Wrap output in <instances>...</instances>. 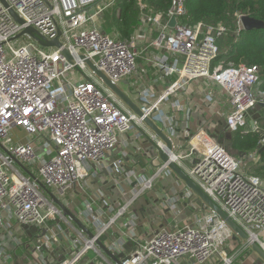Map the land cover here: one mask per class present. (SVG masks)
Returning a JSON list of instances; mask_svg holds the SVG:
<instances>
[{
    "label": "built area",
    "instance_id": "1",
    "mask_svg": "<svg viewBox=\"0 0 264 264\" xmlns=\"http://www.w3.org/2000/svg\"><path fill=\"white\" fill-rule=\"evenodd\" d=\"M4 1L22 23L9 13ZM187 1L170 0L163 13L140 6V25L123 38L102 28L101 16L117 0H0V232L6 233L9 244L0 240V264H13L16 255L33 259L34 264H48L46 253L52 251L57 264H88L81 260L86 251L95 248V240L108 232L141 193L152 188L160 172L170 170L162 163L154 174L135 185L131 199L105 221L88 201L82 211L89 217L94 236L83 239L81 246L79 237L70 240L63 232L57 224L61 211L47 200L40 184L64 196L84 178L86 163L101 162L134 124L150 129L89 69L80 54L117 84L138 71V45L147 39L148 45L165 51L149 60L159 80L172 75L176 78L158 95L149 87L140 89L138 106L159 127L163 125L171 140L175 119L163 113L161 104L185 83L197 80L207 103H226L227 131L260 135L249 156L254 158L264 147V127L260 124L264 109L258 111L257 120L252 118L255 105L264 104V90L257 87L259 66L214 63L220 54L219 41L228 28L222 22L191 21ZM241 15L237 31L242 29ZM172 17L173 26L168 24ZM28 26L47 40L58 37L60 46L44 49L46 46L28 33L16 38ZM142 27L150 35L140 33ZM63 49L68 50L71 60ZM171 106L180 109L178 100ZM15 129L24 133V140L15 135ZM184 132L188 137L185 146L174 145L184 153H173L172 159L184 167V158H196L195 166H187L186 173L250 241L259 243L257 238L264 230L263 179L243 172L242 159L231 155L227 146L206 130ZM148 135L157 146H164L153 131ZM36 145H41L44 157L37 154ZM15 158L31 167L34 175L20 173L14 166ZM115 167L117 170L118 165ZM16 228L20 233L14 231ZM233 235L237 233L211 209L192 225L159 228L120 260L122 264H179L185 259L204 264ZM123 243L120 238L110 249L120 255ZM222 259V264L233 261L231 256Z\"/></svg>",
    "mask_w": 264,
    "mask_h": 264
},
{
    "label": "crops",
    "instance_id": "2",
    "mask_svg": "<svg viewBox=\"0 0 264 264\" xmlns=\"http://www.w3.org/2000/svg\"><path fill=\"white\" fill-rule=\"evenodd\" d=\"M102 17L101 20H103ZM139 31L144 34L147 29L142 27ZM147 34L150 35V33H145L144 35ZM146 40L145 38L142 39L138 45V50H140V55L137 58L138 71L133 76L123 79L121 84L117 83L118 87L137 105H139L140 89L149 87L158 95L176 78L175 75H172L159 80L158 74L149 60L155 55L165 53V51L148 45ZM172 61L169 60L170 63ZM142 69H145L146 72H142ZM128 92L131 93V96ZM175 100H178L180 104V109L178 110H174L171 106V103ZM161 107L166 116L172 115L175 119L176 125L172 137L174 144L181 143V145L185 146L188 138L184 132L185 129H188L190 134L203 129L212 137L214 136L215 139L222 138L227 141V137L224 136L227 130L217 136L211 134L215 129L225 126L224 113L227 105L220 101L214 104L207 103L201 92L199 81L192 80L185 83L182 88L169 95V98L162 102ZM260 112L264 113V111ZM160 126L163 127L162 124ZM150 131L145 126L143 128L134 124L132 129L121 135L118 143L101 162L86 163L84 178L64 196H59L48 187H41L47 200L61 211V215L57 217L59 218L57 224L59 223L63 232L70 237V240L79 237L81 242L79 246H81L83 239L87 238V234L68 216H64L61 207L55 200L60 201L67 210L83 220L89 229L92 227L88 221L89 217H81L82 210L86 209L88 201L93 202V210L98 213L101 221L113 216L119 206L131 199L135 185L142 179L154 174L162 164L158 155L157 144L148 135L152 132ZM15 135L24 140L22 131L15 129ZM36 146L37 150L43 153L41 145ZM240 152V155L246 153L249 160H254L257 163L252 167V172L254 173V168L259 162V151L254 158L249 156L251 151ZM175 153L183 154L184 149L181 148ZM18 162L14 161V166L20 173L29 176L34 175L31 173V167L22 164L19 160ZM113 164L118 165L117 170L116 168L112 169ZM183 168L186 170L187 166ZM108 172L109 174H107ZM112 173L116 175V177L114 176L115 178L110 176ZM210 210L211 208L188 189L171 170H165L157 175L152 188L141 193L130 205L128 211L111 225L108 232L100 237V240L108 248H113L116 242L123 238L124 250L119 256L126 255L136 243L148 239L159 228H173L184 224L192 225L197 217L204 215ZM131 214L135 215L134 218L130 217ZM53 222L55 223V221ZM14 231L20 233L17 228ZM5 235L6 233L0 232V240L8 244ZM258 238L259 243L264 247V230L259 233ZM90 250H93L95 256L85 259L84 262L88 264H115L97 245ZM224 256L233 257L231 264H264L248 246L247 241L238 234L233 235L220 248L218 253L204 264H222ZM19 257L16 255L13 264L35 263L33 259L30 261ZM46 259L48 264H57L56 253L53 251L46 253ZM179 264L196 263L181 259Z\"/></svg>",
    "mask_w": 264,
    "mask_h": 264
},
{
    "label": "trees",
    "instance_id": "3",
    "mask_svg": "<svg viewBox=\"0 0 264 264\" xmlns=\"http://www.w3.org/2000/svg\"><path fill=\"white\" fill-rule=\"evenodd\" d=\"M139 0H117L115 6L103 13V30L118 37L128 38L139 23ZM148 10L165 12L170 0H141ZM239 14H247L264 21V0H188L187 17L191 21H205L209 23L222 22L228 28L225 38L228 48L218 55L223 58L225 65H252L260 68L258 89L264 90V28L236 30ZM108 18V19H107ZM109 22V29L106 26ZM264 126V124L262 125ZM260 135L256 132L244 134L233 133L231 144L234 149L249 152L255 150ZM255 175L264 179V147L259 149V162L254 168Z\"/></svg>",
    "mask_w": 264,
    "mask_h": 264
},
{
    "label": "water",
    "instance_id": "4",
    "mask_svg": "<svg viewBox=\"0 0 264 264\" xmlns=\"http://www.w3.org/2000/svg\"><path fill=\"white\" fill-rule=\"evenodd\" d=\"M4 5L8 8L9 13L14 17L16 21L22 23V19L16 14V12L10 8L7 3L4 1ZM240 21L242 24V29L251 30V29H261L264 28V21L261 19L254 18L250 15L243 14L240 16ZM168 24L173 26L175 24V19L172 17ZM28 33L30 34L40 45L42 46H60V41L58 37H55L51 40H47L42 37L33 27L28 26L25 27L20 33L16 35L20 37L22 34ZM60 34V30H58V35ZM63 53L66 55L68 59H72V56L69 54L68 50L63 49ZM80 58L84 60L89 69L137 116L143 119V122L155 133V135L162 141L164 144L163 147H158V155L160 158V162L166 164L167 167L176 175V177L182 181L185 186L190 189L200 200H202L208 207L214 210L225 222L236 232L240 237L245 239L250 243V248L256 253L260 261L264 262V247L257 242L250 241L249 236L193 181V179L186 173L185 169L178 165L172 158V154L177 152L178 149L175 147L176 145L172 142L168 134L165 130L159 127L149 116H146L140 110V107L124 92L122 91L117 84L113 83L90 59H88L85 55L80 54ZM263 108V103H258L255 105V112L252 114L253 119L259 118L258 111ZM225 124V123H224ZM226 131V125L224 127H220L215 130L217 134H221ZM224 136L227 137V141H224L222 138H219L218 141L221 143L228 144L231 146V137L232 133L227 131L224 133ZM175 145V146H174ZM15 161L18 160L15 158ZM198 160L184 158L183 162L185 166L194 165ZM19 163V162H18ZM115 164H113L112 169H115ZM109 174V172L107 173ZM112 178L116 175L112 173L110 175ZM114 177V178H115ZM264 184V180H263ZM41 187L45 188V186L41 183ZM55 202L61 207L64 216H68L82 231L87 234V238H92L94 233L91 229H89L83 220L79 219L76 215L71 213L66 207L57 199ZM82 216H86V214L82 211ZM59 222V219H57ZM95 244L99 247L115 264H122L120 260V256L112 251V249L108 248L100 239L95 240Z\"/></svg>",
    "mask_w": 264,
    "mask_h": 264
},
{
    "label": "rangeland",
    "instance_id": "5",
    "mask_svg": "<svg viewBox=\"0 0 264 264\" xmlns=\"http://www.w3.org/2000/svg\"><path fill=\"white\" fill-rule=\"evenodd\" d=\"M138 5H139V7H140V6H145L141 0L138 1ZM139 11H140V8H139ZM139 15H140V13H139ZM107 19H108V18H107ZM106 26H107V28L109 29V22H106ZM228 41H230L229 38H225V37L222 38V39L219 41L220 53H221V51H223L224 53L226 52V50H227V48H228V45H227V42H228ZM44 49H48L49 51H51V47H45ZM214 63H222V65H225V60H224L223 58H219V59L215 60ZM118 84H121V82H118ZM128 94L131 96V93L128 92ZM260 124H261V125L264 124V119H261V120H260ZM263 127H264V126H263ZM17 130H19V129H17ZM215 130H216V129H215ZM215 130H214L213 132H211V134H212V135H216V136L219 135V134H217V133L215 132ZM13 132H15V130H14ZM177 135H179V134H177ZM177 135H176V136H177ZM179 136H181V135H179ZM213 137H214V136H213ZM214 138H215V137H214ZM38 146H40V145H38ZM226 146H227L228 151H229V153H230L231 155H233V156H239V157L242 159V161H241L242 166H241L240 169H241L243 172L253 173V172H252V167H253L255 164H257V163H256L254 160H249L248 157L246 156V153H243L242 155H240L241 152H240L239 150H237V149H234V148L232 147V145L229 146V145L227 144ZM0 149H1V147H0ZM1 150H2V149H1ZM35 150L37 151V154H38L40 157H44V153H42V152H40L39 150H37V146H35ZM253 174H255V173H253ZM256 175H257V174H256ZM257 176H259V175H257ZM259 177H260V176H259ZM94 256H95V253L93 252V250H88V251H86V254H85L84 257L82 258L81 262H82V261L84 262L85 259H88V258H90V257H94Z\"/></svg>",
    "mask_w": 264,
    "mask_h": 264
},
{
    "label": "bare ground",
    "instance_id": "6",
    "mask_svg": "<svg viewBox=\"0 0 264 264\" xmlns=\"http://www.w3.org/2000/svg\"><path fill=\"white\" fill-rule=\"evenodd\" d=\"M257 240L259 241V238H257Z\"/></svg>",
    "mask_w": 264,
    "mask_h": 264
}]
</instances>
